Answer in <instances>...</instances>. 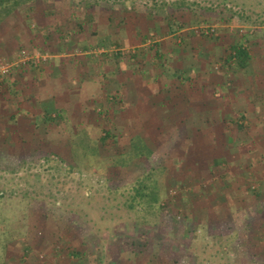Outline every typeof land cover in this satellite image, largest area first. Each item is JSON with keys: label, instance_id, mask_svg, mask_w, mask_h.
I'll return each instance as SVG.
<instances>
[{"label": "rangeland", "instance_id": "1", "mask_svg": "<svg viewBox=\"0 0 264 264\" xmlns=\"http://www.w3.org/2000/svg\"><path fill=\"white\" fill-rule=\"evenodd\" d=\"M131 7L132 5H128V8ZM150 9L153 12L151 17L148 15ZM121 10L119 6L102 3L100 10L86 12L76 8L71 0H37L15 12L0 26V82L16 68L29 66L30 61L38 64L63 62L65 74L84 79L80 83L83 102L75 107L77 110L70 111L71 114L54 122L49 128L40 125L34 116L18 118L15 115L12 119L13 109L7 102L4 105L3 100H0V117L2 114L5 116L0 118V175L10 176V172L21 174L25 170H31L48 178L55 173V169L50 168L44 156L62 161L64 166L72 167L73 170V174L68 177H65L68 172L61 171L63 175L60 179H55L56 182L47 188L46 194L52 203L39 199L31 201L24 210L27 212L26 217L17 201L9 200L0 204V264H195L193 251L203 249L208 241L214 244L216 240L212 236L215 235H223L224 242L230 244L227 255L223 254L226 256L223 260L225 264H264V240L260 237V240H255L258 236L255 232H261L257 230V225H264V213L255 214L251 218L257 231L253 228L246 229L248 223H235L230 217L220 219V223L217 219L214 220L209 233L199 230L201 225L209 223L212 207L220 214L222 211L227 212V206L220 204L221 191L217 192L222 186L217 184V181H221L219 176L222 172L211 173L204 159L200 162L202 165L191 167L189 164L194 161H189L188 158L178 162L183 152L187 153L184 147L175 150L174 145L159 144L158 149L154 148L150 161L139 159L125 168L118 166L117 161L130 151L129 137L139 134H131V128L128 130L125 125L128 111L124 108V111L113 110V107H118L108 101H112L115 95L122 100L125 88L123 84L124 89L121 87L118 80L124 81L125 72L132 76V69H127L131 65L130 59L127 56L121 57L119 63L114 56L118 51L127 55L129 52L145 50L148 54L145 60L149 61L146 68L150 71L146 74H134L133 71L135 86L139 85L140 90H146L145 94L148 92L156 95L159 90V94L164 96L161 86H165V82H176V79L168 78L167 74L180 66L181 70L182 64L203 62L204 53L210 48H213L212 58L210 57L212 70L221 71V43L208 40L206 43L212 47L205 50L206 46L201 44L203 50L197 53L201 36L192 34L198 28L211 27L222 38L232 35L236 39L250 31L255 35L254 38L259 37L256 40L258 47H255V50L258 49L255 60L258 64H264V32L231 13H207L199 8L166 11L154 7L153 0H139L129 14ZM170 14L174 17L171 18ZM111 17L115 19L114 25L109 21ZM120 17H126V28L118 25ZM169 18L173 20L172 24L181 27L177 32H170ZM223 18L227 21H221ZM65 22H69V28L66 29L68 33L59 32L57 29ZM78 24H81L82 29ZM15 40H26L25 43L31 42L34 45L44 42L48 50L46 53H31L30 48L19 45ZM102 41L111 44L109 50L97 47ZM191 41L197 44L196 50L190 48ZM6 46L15 48L16 54L12 58L3 51ZM81 46L89 49L84 50ZM151 47H160L165 52L166 72L162 68H155L157 65L150 58L155 51L149 50ZM105 52L109 53L111 60L103 57ZM91 54L94 57L88 58ZM54 56L60 57H55L54 61ZM261 69L259 73L264 74V67ZM158 71L160 75L156 76ZM178 75L181 80L191 74L184 76L183 71H180ZM192 81V84L196 83ZM3 89L7 90L0 88V98H3ZM21 89L24 90V87ZM120 89L119 95L117 91ZM19 98L20 96H12L10 103L14 99L20 101ZM17 104L18 107L20 102ZM103 106L104 109H111V117L117 112L121 116L123 113L120 124L114 127L116 137L112 138L108 146L101 145L105 125L109 123L108 118L101 115L102 125L94 119L96 112L93 107L102 109ZM130 120L133 123L136 121L134 118ZM137 123H140L138 119ZM76 124L81 125L77 127ZM83 126L94 142H97L95 153L81 150L72 144L80 136ZM22 128L24 134H19L18 131ZM85 140L87 141L86 138ZM199 153L205 158L204 150H199ZM151 168L155 169L163 198L171 197L169 199L173 206L157 217L147 216V220L154 225L149 228L150 236H145L143 232L149 226H134L136 222L127 218V209L122 205L124 198L120 195L117 197L113 188L133 183L131 176L136 179L143 173V169ZM244 187L257 191L262 188L258 180L251 179ZM207 192L210 193L206 196ZM228 200L231 205H236L230 195ZM2 219L8 220L7 227L3 225ZM140 220L144 222L145 219ZM195 229H198L199 234L197 243H193ZM234 232H237L235 239L226 241L225 237ZM155 239H159V243ZM192 243L196 245L194 249L190 248ZM219 250L220 245L215 244L207 256H213L214 252L218 253V257L223 256ZM208 260L214 261L210 257Z\"/></svg>", "mask_w": 264, "mask_h": 264}, {"label": "crops", "instance_id": "2", "mask_svg": "<svg viewBox=\"0 0 264 264\" xmlns=\"http://www.w3.org/2000/svg\"><path fill=\"white\" fill-rule=\"evenodd\" d=\"M223 37L219 41L221 44L218 43L221 47L219 57L225 53L228 45L235 42L232 35L228 38ZM257 39L259 37H255L253 41L256 46H251V61L247 69L240 70L236 67L229 69L223 67L222 64L220 72L212 70L210 57L213 55V48L209 50V46L212 47V45L208 46L206 43L205 50L209 51L204 53L203 62L182 64L181 70L180 66L174 72L167 74L168 78L176 79V82L171 80V84L165 82V86H161L165 92L164 96L159 94V90L156 95L148 92L145 94L146 90L142 91V88L141 90L138 88L139 85L135 86L133 78L135 75L131 72L132 76H128L125 72L124 81L118 80L121 87L123 84L125 88L122 100L118 99V108L113 107V110L124 111L126 109L128 111L125 118L128 130L131 128V134L144 136L151 148L158 149L159 144L174 145L175 150L184 147L187 153L183 152L178 162L188 158L187 160L194 161L189 164L193 167L204 159L211 173L219 172L220 174L221 171L219 177L221 181H224L222 184H233L239 200L243 202L248 201L245 197L247 195H243L242 191L248 180H258L260 186L264 188V74L259 73L264 64H258L255 61L258 54V49L255 50V47H258ZM15 41L27 49L30 48L31 53L32 51L39 52V54L40 52L46 53L48 50L43 41L42 44L38 43L40 45L35 44L36 46L31 42L25 43L26 40ZM196 45L194 41H191L189 46L193 49L192 47ZM197 49L201 52L202 48ZM3 51L9 58L16 54L12 46ZM55 57L60 56H54V61H56ZM28 65L16 68L10 76L0 82V88H7V90L3 89L4 95L0 100H3L4 105L7 102V105L13 109L12 119L15 115L18 118L32 116L37 119L43 118V110L52 101L55 102L57 108L62 109L63 115L65 110L71 111V108H66L65 100L73 103V110H77L75 107L84 99L82 98L83 88L80 85L84 79L80 80L73 75L65 74L63 62L58 64L51 61L38 64L30 61ZM180 71H183L184 76L191 75L179 80ZM158 75L160 71L156 73V76ZM192 80L196 83L192 84ZM23 87L24 90L21 89ZM121 89L116 90L119 95ZM21 90L23 92L20 95ZM55 90L56 94H54ZM12 96L16 98L20 96V101L14 99L13 103H10ZM18 102L20 105L17 107ZM142 116L143 119H141ZM4 117L2 114L0 118ZM131 118L136 120L135 123L130 122L133 121L130 120ZM111 119L120 122L116 116ZM137 119L140 123H137ZM81 124H76V126ZM24 128L19 129V134H24L22 131ZM128 130L125 132L129 133ZM199 150H204L205 158ZM256 206L260 207L264 213V197L262 202L257 203ZM256 206L254 205V209L258 214L259 209L257 210Z\"/></svg>", "mask_w": 264, "mask_h": 264}, {"label": "trees", "instance_id": "3", "mask_svg": "<svg viewBox=\"0 0 264 264\" xmlns=\"http://www.w3.org/2000/svg\"><path fill=\"white\" fill-rule=\"evenodd\" d=\"M37 0H0V26L2 25L3 22H5L9 17H11L15 12L20 10L21 8H24L28 5L33 4ZM139 0H71L73 2V5L78 8L79 10L84 9L86 12H89L90 10H100L102 3L106 4H112L115 6L121 7V11L123 13H132L131 10L135 8V5L137 4ZM76 3V4H75ZM154 7L161 8V9H176L180 10L183 8L186 9H193V8H199L202 11H205L207 13H218V14H225V13H231L240 19L245 20L246 22H249L251 24H254L255 27H259L260 31L264 32V0H153ZM72 4V3H71ZM128 5H132L131 8H128ZM150 17L153 15L152 9L149 10ZM171 18L172 14L169 15ZM89 15H87L86 18H88ZM121 18V17H120ZM169 18L170 24L168 25V28L170 32H177L181 27H177V25L172 24L173 20ZM110 19V18H109ZM118 19V18H117ZM111 21V24L114 25L115 19L114 17H111L109 20ZM223 22L227 21L224 18L221 20ZM230 21V20H228ZM126 17H122L119 20L118 25L122 26L123 28H126ZM117 25V24H116ZM79 28L82 29L81 24H78ZM69 28V22H65V24H61V26L57 29L59 32H64L68 33ZM261 28L263 30H261ZM211 27H201L198 28L196 32L192 34V36L199 35L201 38L199 39V45L198 48H202V45H205L208 40H215V41H220L222 39L221 35H217V31L213 29L211 31ZM216 35V36H215ZM254 34L247 32L246 34L241 35L240 39H236L234 37V43L231 45H228L226 47V51L223 55L220 57V62L223 63V67L233 69V68H238L240 70H245L247 69L250 61H251V46H253L252 39L254 38ZM195 38V37H194ZM182 41V40H181ZM160 46V45H159ZM91 47L94 48V46L91 44ZM97 47L109 50L111 47V44L109 42L107 43L106 41L100 42ZM196 47H192V50H196ZM82 49L86 50L89 49L87 46H81ZM149 50H154L155 54L151 55L150 58L154 59L155 64L157 65L155 68L157 69H164V56L165 52L160 49H153V47L149 48ZM200 53V51H198ZM92 55V54H91ZM103 57L106 60H111L112 57L109 56L108 52H105L102 54ZM147 53L145 50H140V51H134L132 53L129 52V54L125 55L124 53L118 51L115 56L117 61H121V57L127 56L130 60V66L127 67V69H132V72L134 74L141 72V73H148L150 70L148 68L146 69V63L149 61L145 60L147 57ZM94 57L93 55L88 57L91 58ZM121 58V59H120ZM141 58H143L141 60ZM124 89V88H123ZM66 94V93H65ZM119 94V93H118ZM123 94V93H122ZM95 95V94H94ZM94 95H91V97ZM92 97V98H93ZM76 98V97H75ZM109 102H112L115 106H118L117 104L118 98L114 97L111 100H108ZM119 103H121L119 101ZM65 105L66 108H71V111H73V103L66 101L65 100ZM100 107V106H99ZM65 108V109H66ZM96 112L94 114V119H96L100 125L101 124V115L103 118L107 117L108 122L107 125H111V127H107L105 125L104 128V135L101 137L102 140V146H108L112 138L116 137L114 132H117L116 129H114L115 126L120 124L118 121H114L111 119V114L112 111L111 109H104V106L102 109H97L93 107ZM122 108V107H121ZM62 109H59L56 107L55 102H51L50 105H47L45 109L43 110V118H39V123L40 125L42 124L43 126H47L49 128L52 126L54 122H58L60 120H63L66 116L71 114L70 110H65L64 115L62 114ZM56 113V114H55ZM53 114H55L53 116ZM105 114V115H103ZM116 116L119 120H121V114L118 112ZM103 121V120H102ZM39 126V124H38ZM113 126V127H112ZM80 128V127H79ZM49 130V129H48ZM118 130V129H117ZM80 136L83 135L87 139L83 137H78V139L73 142L72 144L76 146L77 148L80 147L81 150H89L92 153L97 152V147L95 146V143L91 137V134H88L86 127H82L80 130ZM120 130H118L119 132ZM130 141V151L127 155L121 156V160L117 161V164L121 168H125L134 160H139V159H144L146 161H150L152 159V156L154 154V149L151 148L148 143L146 142L145 138L141 135H133L129 137ZM94 142V143H93ZM93 143V144H91ZM117 144V142H116ZM74 148L76 152H78V149ZM47 164L50 165L51 169H55V173L50 174V177L45 178L43 175L39 172H34L31 170H25L21 174L17 172H10V176L6 175H0V204L7 203V201H17V204L20 205L24 210L27 209L28 204L31 203V201L39 199V200H45L49 201L50 203V197L48 194H46L47 188L50 187L51 183H55L56 180L58 181L60 177L63 175L61 174L62 172H68V174H65V177H68V175L73 174L72 167L69 166H64L62 161H57L56 159L50 158V156H44ZM155 169L151 168L149 170H144L143 173L136 179L131 176V184L126 185V186H119L116 188H113L115 191V195L118 197L119 195L124 198L122 201V205L127 209L126 210V215L127 218L130 220H134L136 222L135 225H140L141 227L144 226H149L147 229L143 232L145 236H150L149 232L151 231L149 228L151 225V222L147 220L148 215H156L158 214L162 215L163 212H166L169 210L170 206H173V203L170 201L169 198L171 197H165L163 198V194L161 192V188L159 185V182L157 180L156 174H155ZM1 172V171H0ZM56 179V180H55ZM170 181H168L169 183ZM224 181H217L218 185H222L221 188L217 190L218 193L221 191V195L219 198L220 204L222 206H227V212L222 211L221 214L217 212V210L212 207V212H211V217L209 220V223L201 225L199 230H202L204 232H208L209 230L211 231V227L213 226L214 220H218L217 222L220 223V219H225L227 217L232 218V220H235V223L238 221H242L244 225L248 223L246 229H251L253 228L255 231L259 230L261 232H255L258 233V238L256 237L257 240H264V225L258 224L257 225V230L256 226L252 225L254 222L251 218L253 215L256 214V210L254 209V205L256 206L257 203L262 202V198L264 197V188L262 186L261 190L257 191L255 189L251 188H243V195L246 198V200L240 201L238 198V195L236 193V190L233 187V184H221ZM251 190V193H250ZM248 192L250 194H248ZM210 192L206 193L209 194ZM228 195H230V198H233L234 201H236V207L230 204V201L228 200ZM116 197V198H117ZM164 200V201H163ZM121 202V201H120ZM247 203V204H245ZM240 205V206H239ZM253 206V209L251 210ZM256 209L258 210V214L263 213V211L256 206ZM70 212H73L70 210ZM246 212V213H245ZM27 212H23V216L26 217ZM249 215V216H248ZM126 218V217H125ZM124 218V219H125ZM126 218V219H127ZM141 218H144V222H140ZM129 220V221H130ZM231 220V221H232ZM256 221V220H255ZM2 223L5 227H7L8 220L7 219H2ZM219 225V224H218ZM131 227V226H130ZM119 229V228H118ZM197 230L195 229V235H194V241L197 243V238L199 234H197ZM248 233V231L246 230ZM235 234L237 236V232H234L233 234H229L225 237L226 241L234 240L235 239ZM260 234V235H259ZM260 237V239H259ZM212 239L216 240L215 243L210 244L211 241H208L203 249H200L196 251H193L194 257H195V264H225L223 260L225 259L226 256L223 254L227 255L229 251V243H225L223 239V235H218V236H212ZM155 241H158L159 239H155ZM192 243L191 249H194L196 245ZM215 244H219L221 247V255L218 257V253L214 252V255L209 256L210 259L214 260L213 262L208 260L209 255L208 251L212 250L214 248ZM189 248V249H190ZM264 250V249H263ZM79 254V253H78ZM203 258V259H202ZM219 262V263H218Z\"/></svg>", "mask_w": 264, "mask_h": 264}, {"label": "built area", "instance_id": "4", "mask_svg": "<svg viewBox=\"0 0 264 264\" xmlns=\"http://www.w3.org/2000/svg\"><path fill=\"white\" fill-rule=\"evenodd\" d=\"M212 29V28H211ZM211 31H213V29L211 30ZM44 59H46V58H44ZM7 66H9V64H6Z\"/></svg>", "mask_w": 264, "mask_h": 264}]
</instances>
